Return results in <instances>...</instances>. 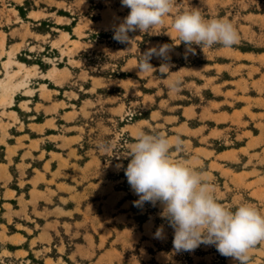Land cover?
Masks as SVG:
<instances>
[{
	"label": "rangeland",
	"instance_id": "374dc122",
	"mask_svg": "<svg viewBox=\"0 0 264 264\" xmlns=\"http://www.w3.org/2000/svg\"><path fill=\"white\" fill-rule=\"evenodd\" d=\"M193 7L230 21L239 42L194 53L181 43L167 75L157 57V71L139 73L141 54L179 43L171 24ZM129 12L121 0H0V264H77L73 244L86 234L96 252H114L110 264H237L214 245L176 252L161 206H134L124 168L140 131L172 136L170 158L203 172L225 207L264 213V0H175L163 25L129 33L131 47L112 31ZM10 82H24L12 101ZM184 105L198 115L187 121ZM177 121L219 136L180 134ZM249 255L264 264V242Z\"/></svg>",
	"mask_w": 264,
	"mask_h": 264
},
{
	"label": "clouds",
	"instance_id": "9594fccd",
	"mask_svg": "<svg viewBox=\"0 0 264 264\" xmlns=\"http://www.w3.org/2000/svg\"><path fill=\"white\" fill-rule=\"evenodd\" d=\"M175 0H121L129 14L113 26V39L132 44L129 33H147L165 23ZM171 27L179 43L162 44L149 48L138 61L139 73L157 71L150 63L153 57L161 59L158 71H170L174 46L183 43L186 52H195L220 44L232 47L239 42L235 26L225 19H206L198 8L178 14ZM129 47V48H130ZM180 81L169 83L172 91L179 90ZM180 144L177 139V145ZM101 150H110L101 145ZM170 142L164 134L140 131L130 145V162L124 168L127 182L139 199L134 206L159 204L160 216L174 230L173 248L176 252L192 251L201 244L214 245L220 255L231 257L237 264H249L250 251L264 242V213L255 206L241 203L234 210L220 203L202 172L170 158ZM117 168H123L118 164ZM155 238H164V225L157 228Z\"/></svg>",
	"mask_w": 264,
	"mask_h": 264
},
{
	"label": "crops",
	"instance_id": "0c3cea01",
	"mask_svg": "<svg viewBox=\"0 0 264 264\" xmlns=\"http://www.w3.org/2000/svg\"><path fill=\"white\" fill-rule=\"evenodd\" d=\"M181 109H182L181 115L187 121L194 119L195 116L198 115V112H196V109L193 106L184 105L183 107H181ZM155 116H157V113L151 112L149 119L153 120L152 118H154ZM160 117L166 118V117H169V115H161ZM172 117L174 118V116H172ZM175 120H177V118H175ZM206 128L207 127H203L200 125H196L194 127H191L187 124V122H181V121L178 122L177 121L175 123V125L173 126L172 130H174L180 134H182L181 132H185V131H189L190 134H201V135H196V136L206 137L209 140L218 138V137H216V136H219V134L216 133L219 131L218 128L208 130L209 132H204V130H206ZM171 137L172 136H168V139L170 140ZM195 150L198 152L199 151H201V152H209V151L214 152L213 150L211 151L208 149V147H204V146H201V148H196ZM226 153H228V152H226ZM202 154L204 155L205 153H202ZM198 161H202V160H200L199 158L194 156L187 163L198 164L197 163ZM73 246H74V248H73L74 254L72 257H70V259L74 263H77V264L78 263L86 264L83 262H88V264H110L111 261H110L109 257L111 254L114 255V252H112L111 250H105L104 252H96L97 240L95 238H93L91 236V234H86L82 240L77 241L76 243L73 244ZM114 263H115V261L112 262V264H114Z\"/></svg>",
	"mask_w": 264,
	"mask_h": 264
},
{
	"label": "bare ground",
	"instance_id": "6f19581e",
	"mask_svg": "<svg viewBox=\"0 0 264 264\" xmlns=\"http://www.w3.org/2000/svg\"><path fill=\"white\" fill-rule=\"evenodd\" d=\"M20 74V71H18V72H16L15 74H13L12 76H11V82H12V79H14L16 76H18ZM24 78V77H23ZM23 81V80H22ZM11 82H10V84H7V85H5L4 87H3V89L4 90H6V91H9V94H10V99H11V101H12V94L14 93V89H20V88H23V86H24V82L23 83H18V84H16L15 86H13L14 88H13V90H11L10 89V85H11Z\"/></svg>",
	"mask_w": 264,
	"mask_h": 264
}]
</instances>
